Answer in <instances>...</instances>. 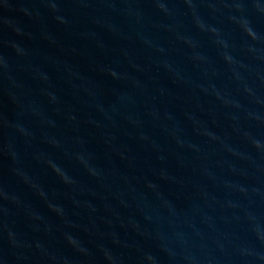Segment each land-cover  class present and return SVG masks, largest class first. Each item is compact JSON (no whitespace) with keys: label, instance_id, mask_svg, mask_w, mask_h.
Returning <instances> with one entry per match:
<instances>
[{"label":"water","instance_id":"obj_1","mask_svg":"<svg viewBox=\"0 0 264 264\" xmlns=\"http://www.w3.org/2000/svg\"><path fill=\"white\" fill-rule=\"evenodd\" d=\"M0 44L164 264H264V0H0Z\"/></svg>","mask_w":264,"mask_h":264}]
</instances>
